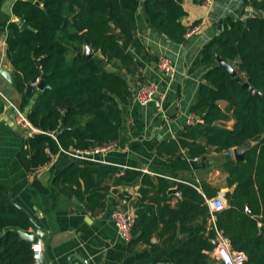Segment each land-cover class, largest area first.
Wrapping results in <instances>:
<instances>
[{
	"label": "trees",
	"instance_id": "16d2710c",
	"mask_svg": "<svg viewBox=\"0 0 264 264\" xmlns=\"http://www.w3.org/2000/svg\"><path fill=\"white\" fill-rule=\"evenodd\" d=\"M6 1L0 0V10ZM183 2L17 0L13 4L18 21L2 23L0 33L6 35L14 88L21 96L18 109L39 131L23 138L17 152L27 173L50 164L62 151H89L119 141L122 105H129L135 89L146 84L130 86L140 75L134 51L150 55L137 35L140 14L154 32L183 44L189 30L182 24L187 15ZM246 5L258 13L237 19L203 48L201 62L209 69L191 110L197 121L156 147V153L173 164L176 181L139 170L106 173L75 160L56 169L49 184L35 178L28 186L44 215L50 216L63 198L95 213L105 208L114 186L140 185L129 257L123 264L150 260L151 249L169 251L150 264H213L217 232L228 239L232 250L246 255L244 264H264V98L249 96L217 61H226L264 93V0H247ZM23 24L28 28L22 29ZM125 40L131 41V50L123 48ZM87 46L94 53L90 59L83 57ZM43 74L50 88L40 91ZM231 120L234 125L229 128ZM62 123L65 128L60 131ZM249 142L253 146L244 160L225 156L217 167L227 174L226 184L233 190L225 194L226 207L212 212L207 201L220 190L206 179L181 178L178 173L201 172V167L193 170L194 160L230 153ZM171 189L179 194L175 206ZM31 229H37L35 221L0 180V264H35L32 245L17 233ZM142 245L146 249L138 250Z\"/></svg>",
	"mask_w": 264,
	"mask_h": 264
},
{
	"label": "crops",
	"instance_id": "0c3cea01",
	"mask_svg": "<svg viewBox=\"0 0 264 264\" xmlns=\"http://www.w3.org/2000/svg\"><path fill=\"white\" fill-rule=\"evenodd\" d=\"M16 1L7 0L4 3L0 10V25L8 21H18L12 13V6ZM246 1L214 0L213 6L207 7L202 0H184L183 7L187 15L182 19V24L189 30L183 44H173L154 32L148 19L143 13L140 14L137 35L150 55L145 56L134 51L140 75L130 82V86L134 89L140 84L155 81L160 84L162 97L157 98L158 102L145 107L136 104L134 99L129 105H122L124 119L119 141L112 145L113 148L96 157L99 162L90 164L96 165L102 172L111 174L139 170L153 177L176 181L173 178V164L166 156L158 155L156 147L166 140L175 139L187 125H193L197 121L191 110L209 69L201 62L203 48L237 19H245L244 17L258 13L247 6ZM129 49L131 50V46ZM162 56L167 57L174 65L175 73L172 78L164 76L158 69ZM7 74L15 80L14 69L7 58L6 35L0 33V180L10 187L13 201L25 210L38 226L51 231L48 251L54 264H67L72 255L83 258L89 264H123L129 257L128 244L119 237L111 215L116 209L128 210L135 215L134 203L139 196L140 185L125 187L124 190L123 186H119L120 192H112L105 208L95 213L85 210L84 205L76 200L63 198L50 216L44 215L36 200L27 191L28 186L35 178L45 185L49 184L56 169L75 159L68 152L62 151L50 164L34 173H27L23 169L17 152L22 145V139L29 136L32 130L21 117L23 115L27 120V114L18 109L21 96L10 83ZM223 103L225 102L220 105ZM232 122L233 126L234 121ZM212 155L228 156L226 153ZM206 158L211 159L209 155ZM208 167L203 169L207 170ZM214 173L223 176L220 184L213 180V174L202 179L208 180L218 188L220 195L233 190L226 184L227 174L217 168ZM178 174L181 178H190L192 175L197 177L196 172L191 174L180 171ZM115 188L114 186L112 191ZM124 193L130 198L127 199ZM174 196L172 206H175L179 199L177 192ZM35 231L31 229L29 233ZM153 241L156 242L155 239ZM144 249L146 247L143 245L138 247L140 251ZM168 251L164 249L157 252L151 249L152 258L137 264H150L165 258ZM212 260L213 264H221L213 257Z\"/></svg>",
	"mask_w": 264,
	"mask_h": 264
},
{
	"label": "built area",
	"instance_id": "2783aa9c",
	"mask_svg": "<svg viewBox=\"0 0 264 264\" xmlns=\"http://www.w3.org/2000/svg\"><path fill=\"white\" fill-rule=\"evenodd\" d=\"M202 3L207 7H212L214 0H202ZM247 18V17H244ZM159 71L166 77L172 78L175 73V68L173 63L165 56H162L158 62ZM162 97L160 94V84L151 81L140 87L136 88L134 91V102L140 106H148L151 103L158 102L157 98ZM21 115V113L18 111ZM24 122L30 127L32 133H38L39 131L35 128H32L30 123L21 115ZM113 148L112 146L97 147L94 150L89 151H76L70 150L65 151L70 154L72 158L77 161L88 162V163H97L99 159L96 157L107 152ZM233 150H231L232 152ZM227 152L226 155L232 153ZM212 212L222 210L226 207V200L222 195H218L215 198H212L207 201ZM246 212H250L248 207L245 208ZM111 218L116 226L119 237L126 242L127 244L132 240V230L134 228L135 216L128 210L116 209L112 212ZM217 246L214 248V251L211 253V257L219 260L221 264H244L247 260V257L244 253L236 252L232 250L228 239L222 236L221 233L217 232L216 239ZM213 241V242H214ZM32 249L35 255V259L39 258V255L43 251V243L39 241L38 244L32 245Z\"/></svg>",
	"mask_w": 264,
	"mask_h": 264
},
{
	"label": "water",
	"instance_id": "95a60500",
	"mask_svg": "<svg viewBox=\"0 0 264 264\" xmlns=\"http://www.w3.org/2000/svg\"><path fill=\"white\" fill-rule=\"evenodd\" d=\"M27 28H28V26L26 24L22 25V29H27ZM130 45H131L130 40H125L122 42V46L125 50H128ZM93 56H94V53H93L92 49L87 46L86 47V53L83 55V57L86 59H90ZM217 61H218L219 65L223 66L230 73V75L233 77L234 81L249 93V96H251V97L261 96L262 98H264V93L261 91H257L255 88H253L250 84L249 79H245L241 75H238L237 72L235 71V69L232 66H230L223 59L218 58ZM238 66H239V64H236V68ZM108 71H110V69H108ZM6 76L9 79L10 83L13 86H15L14 78L10 74H7ZM49 88H50V86L46 81V75L43 74L41 79L38 82V89L40 91H44V90L49 89ZM64 128H65V125L62 123L60 131H62ZM252 146H253V143L249 142V143H247L241 147L235 148L233 150V153L231 155H228L227 158L228 159L233 158L235 161H242V160H244V156H245L246 152L248 150H250ZM213 162L214 161L212 159H207L206 157H204L200 161H198V160L193 161L192 167L194 169L200 168V167L206 168L207 166H210L211 164H213ZM124 189H126V188L123 187V190ZM120 190L121 189H119V187H118V188L113 189L112 192L114 194H116V193L120 192ZM175 192H177L175 189L170 190V194H172V193L174 194ZM221 195L225 198V193H221ZM36 228L37 229L34 233H26L23 231H18L17 233L20 235V237L22 239L29 242L31 245L38 244L39 241H41L43 243V251L39 255V258L36 260L35 264H54L50 258L49 251H48V247H49V243H50V238L52 237V233H51V231L46 230V229L38 226L37 224H36ZM181 239H182V236H180L178 238V241H180ZM213 244L215 247L217 246V242L214 241ZM67 264H89V263L86 262L83 258H81L79 256L72 255L68 258Z\"/></svg>",
	"mask_w": 264,
	"mask_h": 264
},
{
	"label": "rangeland",
	"instance_id": "374dc122",
	"mask_svg": "<svg viewBox=\"0 0 264 264\" xmlns=\"http://www.w3.org/2000/svg\"><path fill=\"white\" fill-rule=\"evenodd\" d=\"M222 105V108L223 109H226L227 108V104H225V103H223V104H221ZM232 120L231 121H229L228 123H227V125L228 126H232ZM209 157L211 158V159H215L214 161V163L211 165V166H209L208 168H207V170H204V172H198L197 173V178H199V179H202L203 177H207V176H209L210 174H213L212 175V177H213V180L214 181H218V183L220 184V181H222V177L223 176H221V175H217L216 173H214V171L216 170V168L218 167V166H220L223 162H224V156H213L212 154H210L209 155Z\"/></svg>",
	"mask_w": 264,
	"mask_h": 264
}]
</instances>
